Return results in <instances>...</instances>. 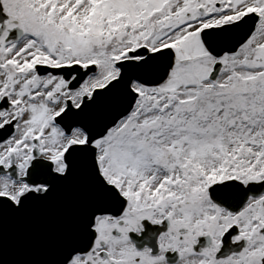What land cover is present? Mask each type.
I'll list each match as a JSON object with an SVG mask.
<instances>
[{
	"label": "snow or ice",
	"instance_id": "6c2138e0",
	"mask_svg": "<svg viewBox=\"0 0 264 264\" xmlns=\"http://www.w3.org/2000/svg\"><path fill=\"white\" fill-rule=\"evenodd\" d=\"M61 197L56 264H264V0H0V264Z\"/></svg>",
	"mask_w": 264,
	"mask_h": 264
},
{
	"label": "water",
	"instance_id": "95a60500",
	"mask_svg": "<svg viewBox=\"0 0 264 264\" xmlns=\"http://www.w3.org/2000/svg\"><path fill=\"white\" fill-rule=\"evenodd\" d=\"M76 211L67 197L27 220L5 219L3 244L6 260L56 264L62 237Z\"/></svg>",
	"mask_w": 264,
	"mask_h": 264
},
{
	"label": "flooded vegetation",
	"instance_id": "af4514ba",
	"mask_svg": "<svg viewBox=\"0 0 264 264\" xmlns=\"http://www.w3.org/2000/svg\"><path fill=\"white\" fill-rule=\"evenodd\" d=\"M145 225V230L143 231L142 234L137 235L136 233H130V237L137 243L138 247H142L145 244L152 245L154 244V238L150 237V233L154 232L157 230L156 226H152L148 221H143ZM199 240L203 243L206 238L201 237ZM169 255H174V254H169Z\"/></svg>",
	"mask_w": 264,
	"mask_h": 264
}]
</instances>
